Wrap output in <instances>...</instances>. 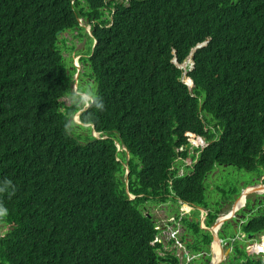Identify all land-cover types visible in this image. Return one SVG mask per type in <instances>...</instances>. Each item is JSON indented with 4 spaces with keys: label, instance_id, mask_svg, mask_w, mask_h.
<instances>
[{
    "label": "trees",
    "instance_id": "1",
    "mask_svg": "<svg viewBox=\"0 0 264 264\" xmlns=\"http://www.w3.org/2000/svg\"><path fill=\"white\" fill-rule=\"evenodd\" d=\"M79 18L96 40L85 70L104 102L85 115L107 136L84 146L56 102L75 72L63 33L80 32ZM115 141L128 159L114 163L125 154ZM184 160L196 163L178 177ZM216 167L232 170L213 189L226 203L234 177L264 168V0H0V181L15 189L0 192V264H73L76 245L89 264H178L157 253L142 205L178 198L209 209L210 224L220 208L202 173ZM242 231L261 234L264 214ZM199 238L188 248L210 240Z\"/></svg>",
    "mask_w": 264,
    "mask_h": 264
},
{
    "label": "clouds",
    "instance_id": "2",
    "mask_svg": "<svg viewBox=\"0 0 264 264\" xmlns=\"http://www.w3.org/2000/svg\"><path fill=\"white\" fill-rule=\"evenodd\" d=\"M109 1V0H106ZM122 3L126 4L128 3L129 0H119ZM78 26L83 30L84 35H82L79 31L77 30H73V31H67L66 33H73V32H77V40L78 39H86L88 40L89 43V49L88 50H82L84 51L81 55L73 57L70 59V52L71 50L74 49V45H68L66 43V45L70 48V52L69 50L63 52V55L65 57H68L70 60H68V62L72 63L73 68L75 69V72L72 76V82L69 85L68 91L61 95L58 96L56 98V102L59 103V109L58 111L62 112L64 114V121H63V129L65 130V132L71 136L72 138L75 139L76 144L84 146L88 143V141L84 144L80 143L78 141V136L79 133H77L80 129H84V130H88L90 129V136H92L94 139L96 140H103L106 139L107 136L103 135L101 131H96L95 130V126L93 124L92 119H90L87 115H85V113H87V111L89 109H94L97 112H102L104 110V102L102 100V98L97 94V92L95 91L93 86H79L80 82H79V75L80 72L78 71L79 68V62L81 63V68H82V72H86L85 67H87L88 65V59L91 57L92 53H93V49L96 45V40L94 38H92L91 35V30L89 28V26L82 20V19H78ZM111 22V21H110ZM81 24L84 25V27L81 26ZM86 28L88 29V31H86ZM105 51H110V47L106 48ZM87 63H85V62ZM92 74V72H91ZM91 74H88V81H91L92 83L94 82V78L91 77ZM86 78V77H85ZM84 79V78H83ZM85 80V79H84ZM108 84V83H107ZM106 84V85H107ZM97 85H96V90H97ZM64 98H66V102L68 105H64L63 100ZM74 108V111H65L67 108ZM80 132V131H79ZM82 135V134H81ZM114 145L116 147V151L117 152H124L125 158L128 159L129 155H128V151L127 149L122 146L119 145L116 141L114 142ZM122 157H118L115 156V160L114 163H118L121 161ZM196 163V161H190V160H184L182 161V163H179V168L177 171V176L178 177H182L185 174H187L189 171V169H186L185 167H190L192 168V166ZM123 168H124V181H125V186L127 189V185H128V168L126 166V163H123ZM195 169V167L193 168ZM217 172V176H216V180L214 182H217V185L221 187V185L218 183V180H222L223 178H221L222 174L225 173V167L222 168H214V170L212 172L210 171H205L202 173V176H204L203 178V182L206 183V181H210V184L213 183L212 180V175ZM264 168L262 170V173L258 176H249V178L253 181V178L257 179L259 177H261L264 180ZM207 184V183H206ZM210 184H207L208 186ZM14 186L12 185L11 181L5 179L3 181H0V192H7V194L9 196H11L14 193ZM261 190V191H259ZM248 191L249 193L245 195H243V192ZM211 194V196H215L217 197V193H214L213 191H210L209 188H206V199L210 198L209 195ZM250 194H254V196L256 197V199L261 198V196L264 195V183L262 182H255V184H253L252 186H247V187H241L237 193V195H234V200L226 203L223 200H219V208H220V212L217 213L215 219L213 220V222H211L210 224H207V220H208V212L209 209H207L206 207H200V206H196L187 202H184L180 199H172V198H168L166 202L162 203V204H157L158 207L160 209H162V211L167 212V214L163 217H157L158 214L161 211H156V217L157 218H163L164 220H166V224L161 225L158 221L155 222V220L152 218L151 215L145 213L144 207L145 205H142V209H143V213L144 215L149 218L152 219V222L154 224V229L156 231L155 233V242H159L160 247L157 249V253L160 256H165L167 253H172L174 255L177 256L178 258V264H181V260L180 258H183V260H186L189 264H195V262L198 260V262H201V264H222L221 262L223 260H225V258L228 256V254L231 252V250H233L232 248L238 244V242L240 243L241 240H245L247 239V242L254 239L252 235H245V233L242 231V225L247 223L248 220L250 219V217H245L246 215V210L247 208H250V199L248 197V195ZM241 195H243V204L239 207H236L239 199L241 198ZM127 196L129 197V199H134L135 196H133L132 194H130L127 191ZM254 199V200H256ZM256 202V201H255ZM254 202V203H255ZM260 202V201H259ZM256 202V203H259ZM150 203V202H149ZM148 203V204H149ZM213 201L210 202V204H212ZM253 203V204H254ZM147 204V206H148ZM252 204V205H253ZM184 206V208H183ZM164 207V208H163ZM234 207V208H232ZM169 209V210H168ZM212 210H214V206L211 208ZM234 209V211L232 212V210ZM195 214V215H194ZM230 214L231 216L227 217V220L223 221L222 223H219L218 221L221 220L223 217H225L226 215ZM7 215V209L3 206L0 205V217H4ZM184 219H187L188 221H193L196 222L199 226V228L206 232L209 237L210 240L208 242L207 245L202 244L201 242H199L197 244V249H190L188 248V244H193V234L190 237V239H187V232H186V224L184 223ZM231 223L234 226V230L233 233H226L228 236H221V230L223 228L226 227L225 223ZM217 224V227L215 228V239L212 238L209 229L211 230V228H213V226ZM188 229V228H187ZM189 230V229H188ZM190 231V230H189ZM163 234V235H161ZM200 235L203 236V233H199ZM247 236H250L249 238ZM189 240V241H188ZM164 241H166V243L168 245H172V244H176L179 243L180 245H182L184 243L185 249H186V253H184L181 255V257H179V255L176 252V248L167 251L164 250L163 244ZM217 244L216 247H218L219 250V254L218 256L216 254H214L212 247L214 248V244ZM248 244V243H247ZM230 245H233L232 247ZM203 246V247H201ZM72 255L69 257V260L73 263V264H89V261L86 257L87 255V248L80 246V245H76V246H72ZM204 247H206V249H204ZM253 247V246H252ZM227 251V252H226ZM226 252V253H225ZM222 256V258L220 259V257Z\"/></svg>",
    "mask_w": 264,
    "mask_h": 264
},
{
    "label": "rangeland",
    "instance_id": "3",
    "mask_svg": "<svg viewBox=\"0 0 264 264\" xmlns=\"http://www.w3.org/2000/svg\"><path fill=\"white\" fill-rule=\"evenodd\" d=\"M82 27H84L83 24H81ZM86 31H88V29L86 28ZM80 33L82 35H84V32L83 30L80 31ZM63 37L67 40V44L70 46V45H74V49L71 50L69 56H70V59L73 58V57H76V56H79L81 55L85 50H88L89 49V43H88V40L86 39H78L77 40V32H73L71 34L69 33H66L63 35ZM84 50V51H82ZM63 54V53H62ZM72 65V63H71ZM78 71L80 73H82V68H81V63L79 62V68H78ZM88 74H91V71L88 69L86 70L85 74L83 76H81L79 78V82L81 83V81L83 80V78L85 79V83H84V80L82 83L84 84H80L79 86H93L95 91H96V84L93 82H90L91 84H86V82L88 81ZM86 77V78H85ZM60 101H63L64 105H68L67 102H66V98H64L63 100H60ZM75 109L73 108L72 111H74ZM80 131V132H79ZM77 133H79V136L77 137L78 138V141L82 144L86 143L88 140H89V136H90V129L88 130H84V129H80ZM82 134V135H81ZM126 154H124V157H125ZM232 171V170H229V172ZM229 172H225L222 174L221 178H223L222 180H218V183L222 186V184L225 182V177H227V173ZM264 173V172H263ZM216 176H217V172H215L213 175H212V180L215 181L216 180ZM255 182L259 183V182H262L264 183V180L259 177L257 179L253 178V181L249 178L248 175L246 174H243L241 173V175L238 177V179H236L235 177L232 179V181H230L228 183V185L232 184L234 185L238 191L241 187H247V186H252L253 184H255ZM207 184H210V181H206ZM217 184V182H214L212 184H210L208 186L209 190L210 191H213V189L215 190V185ZM210 200L209 198H207L206 200L209 202L213 201V203L217 202L218 199L222 201V197H215V196H211V194L209 195ZM248 197L250 199H256V197L254 196V194H250L248 195ZM231 198V197H230ZM235 197L231 198V200L233 201ZM264 198V195L263 197ZM164 208V207H163ZM212 208V206H211ZM144 210H145V213L149 214L152 216V218L155 220V222H159L161 225H164L166 224V220H164L163 218H157V217H163L167 214V212H165V209L164 211H162V209H160L158 207V205L154 202H150L147 206L144 207ZM169 210V209H168ZM156 211H161L158 216L156 217ZM261 214H264V200L263 199H260V202L259 203H254L253 205L250 204V209L249 210H246V215L245 217H250V218H253V217H256V216H259ZM226 227L223 228L221 230V236H228L226 233H233V230H234V226L227 222L225 223ZM190 229L189 225H186V232H187V239H190V237L192 236L191 233H194L195 231L193 230H188ZM5 229L3 228V226H0V234L2 232H4ZM204 231H198V236H192L193 239H200L199 238V233H203ZM205 233V232H204ZM261 234L257 235V234H254V239L250 240L247 242V239L245 240H241L240 243L238 242L237 245H235L231 250V252L228 254V256L225 258V260H223L221 263L222 264H239L243 261V257H249V255H254V256H257V257H260L261 259H264V256L261 255L259 256V253H257L258 251H264V247L260 250L258 248H256L255 250L257 252L254 251L253 249V245L254 244H261V239L264 238V231H261L259 232ZM163 235V234H161ZM256 235V236H255ZM190 236V237H189ZM189 241V240H188ZM248 243V244H247ZM184 246V243L182 244ZM182 245H180L179 243H176V244H172V245H168L166 243V241H164V244H163V249L164 250H167V251H170L174 248H176V252L177 254L179 255V257H181V255L183 254L184 256V253H186V249L185 247H183ZM231 247L233 245H230ZM236 257V258H235ZM181 260V264H189L186 260H183V258H180ZM193 264V263H192ZM195 264H201V262H198V260L195 262Z\"/></svg>",
    "mask_w": 264,
    "mask_h": 264
},
{
    "label": "bare ground",
    "instance_id": "4",
    "mask_svg": "<svg viewBox=\"0 0 264 264\" xmlns=\"http://www.w3.org/2000/svg\"><path fill=\"white\" fill-rule=\"evenodd\" d=\"M259 191H261V190H259ZM243 195H244V193H243ZM243 195H241V198L239 199L236 207H239V206H241L243 204V199H244ZM261 241H262L261 244H254L253 246H255L256 248L261 250L264 247V238H262ZM216 246H217V244L215 243L214 244V248L212 247V250H213L214 254H216L218 256L219 250H218V247H216Z\"/></svg>",
    "mask_w": 264,
    "mask_h": 264
},
{
    "label": "water",
    "instance_id": "5",
    "mask_svg": "<svg viewBox=\"0 0 264 264\" xmlns=\"http://www.w3.org/2000/svg\"><path fill=\"white\" fill-rule=\"evenodd\" d=\"M191 54H192V56H193V52H191ZM189 59H191V57H189ZM243 193H245V195L246 194H248L249 192L248 191H245V192H243ZM132 199V198H131ZM232 208H234V207H232ZM234 211V209L232 210V212ZM229 216H231L230 214H228V215H226L225 217H223L221 220H219L218 222L219 223H222L223 221H225V220H227V217H229ZM217 224L218 223H216L214 226H213V228H211V230L209 229V231H210V234H211V236H212V238H214L215 239V235H214V232H215V228L217 227ZM248 238L250 237V236H247ZM227 252V251H226ZM225 252V253H226ZM222 258V256L220 257V259Z\"/></svg>",
    "mask_w": 264,
    "mask_h": 264
},
{
    "label": "flooded vegetation",
    "instance_id": "6",
    "mask_svg": "<svg viewBox=\"0 0 264 264\" xmlns=\"http://www.w3.org/2000/svg\"><path fill=\"white\" fill-rule=\"evenodd\" d=\"M262 197H263V196H261V198H262ZM250 201H251L250 204L252 205L255 201H256V202H259L260 200L257 198L256 200L253 199V200H250ZM249 207H250V206H249ZM249 209H250V208H247V210H249Z\"/></svg>",
    "mask_w": 264,
    "mask_h": 264
}]
</instances>
